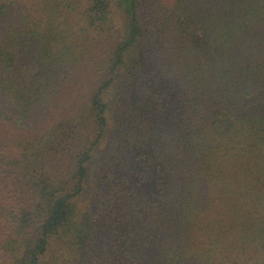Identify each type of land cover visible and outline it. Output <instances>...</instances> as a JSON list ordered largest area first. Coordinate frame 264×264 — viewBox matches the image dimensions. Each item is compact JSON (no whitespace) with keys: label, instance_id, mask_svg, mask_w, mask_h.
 Here are the masks:
<instances>
[{"label":"trees","instance_id":"16d2710c","mask_svg":"<svg viewBox=\"0 0 264 264\" xmlns=\"http://www.w3.org/2000/svg\"><path fill=\"white\" fill-rule=\"evenodd\" d=\"M0 264H264V0H0Z\"/></svg>","mask_w":264,"mask_h":264},{"label":"rangeland","instance_id":"374dc122","mask_svg":"<svg viewBox=\"0 0 264 264\" xmlns=\"http://www.w3.org/2000/svg\"><path fill=\"white\" fill-rule=\"evenodd\" d=\"M52 261V257L51 258H49V260L47 261V262H51Z\"/></svg>","mask_w":264,"mask_h":264}]
</instances>
